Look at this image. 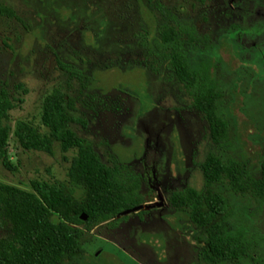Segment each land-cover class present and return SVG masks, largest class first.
Returning a JSON list of instances; mask_svg holds the SVG:
<instances>
[{"label":"rangeland","instance_id":"rangeland-1","mask_svg":"<svg viewBox=\"0 0 264 264\" xmlns=\"http://www.w3.org/2000/svg\"><path fill=\"white\" fill-rule=\"evenodd\" d=\"M15 16L0 15V88L17 100L8 123H41L42 101L54 88L76 99L70 127L106 164L127 165L125 196L159 204L87 230L70 264H206L197 260L198 229L173 208L170 193L201 190L208 153L246 161L255 175L264 158V0H0ZM167 27L180 31L191 67L209 65L229 123L214 144L203 115L178 81ZM189 34L194 37L189 42ZM10 153L0 181L30 188L31 179L65 181L72 151ZM232 208L227 230L244 229L246 257L264 264V200L214 186ZM10 225L0 218V238ZM218 264H235L221 262Z\"/></svg>","mask_w":264,"mask_h":264},{"label":"trees","instance_id":"trees-1","mask_svg":"<svg viewBox=\"0 0 264 264\" xmlns=\"http://www.w3.org/2000/svg\"><path fill=\"white\" fill-rule=\"evenodd\" d=\"M0 15L15 16L13 9L4 5H0ZM160 37L161 44L170 50L173 72L191 97L192 108L203 115L211 141L219 144L227 137L229 123L220 108L222 91L211 76L209 65L200 62L191 67L180 31L167 27ZM188 40L193 42L194 37L189 34ZM22 102V97L14 100L6 88H0V164L9 171L16 169L10 160L15 149L12 139L23 150L48 155L53 154L57 142L63 153L72 151V156L65 181L31 179L30 188L0 181V218L10 225L9 234L0 238V264H70L82 253V226L90 230L103 222L118 220L122 210L144 201L124 195V178L132 174L127 165L106 164L93 146L70 127L81 122L74 115V97L59 88L44 96L41 123L45 131L22 120L14 126L8 123L10 111ZM200 168L202 189L174 190L167 201L173 208L187 212L198 229L197 260L206 264H239L246 257L245 231L241 227L226 229L233 210L214 186L226 183L236 194L264 200V158L258 175L251 172L246 161L215 153H208Z\"/></svg>","mask_w":264,"mask_h":264},{"label":"water","instance_id":"water-1","mask_svg":"<svg viewBox=\"0 0 264 264\" xmlns=\"http://www.w3.org/2000/svg\"><path fill=\"white\" fill-rule=\"evenodd\" d=\"M158 204H159L158 202H155V203H152V204H149V205L138 204V205H135V206H133L131 208H127V209L122 210L118 214L117 217H121V216H124V215L132 213V212H139L141 210H147V209L155 208L156 205H158ZM81 218L82 219H86V216L85 215H81Z\"/></svg>","mask_w":264,"mask_h":264}]
</instances>
